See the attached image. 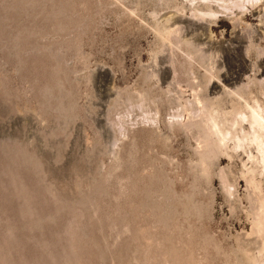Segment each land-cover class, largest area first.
Segmentation results:
<instances>
[{
	"label": "rangeland",
	"instance_id": "obj_1",
	"mask_svg": "<svg viewBox=\"0 0 264 264\" xmlns=\"http://www.w3.org/2000/svg\"><path fill=\"white\" fill-rule=\"evenodd\" d=\"M263 66L264 0H0V264L263 261L259 153L202 149L190 113L251 130Z\"/></svg>",
	"mask_w": 264,
	"mask_h": 264
},
{
	"label": "bare ground",
	"instance_id": "obj_2",
	"mask_svg": "<svg viewBox=\"0 0 264 264\" xmlns=\"http://www.w3.org/2000/svg\"><path fill=\"white\" fill-rule=\"evenodd\" d=\"M192 1H195V0H192ZM218 1V0H217ZM200 12V11H199ZM202 14L201 15H205L206 13H207V15L209 14V15H214L216 12L212 9V8H208V11L206 12H201ZM203 13H205V14H203ZM218 13V12H217ZM216 13V14H217ZM215 14V15H216ZM179 21V20H178ZM166 31H165V35H166V37H167V35H168V37H170V34H171V32L173 31L174 32V30H171V29H165ZM162 33H163V31H162ZM164 34V33H163ZM178 36V35H177ZM176 36V37H177ZM165 38V37H164ZM167 40V39H166ZM165 40V41H166ZM166 43V42H165ZM164 43V44H165ZM170 42H169V40H168V43H166L165 45H167L168 44V47H169V45L171 44H169ZM238 44V43H237ZM180 45V44H179ZM239 45V44H238ZM242 46V45H241ZM240 46V47H241ZM236 47V46H235ZM171 48V47H170ZM241 48H243V47H241ZM241 51V50H240ZM172 56V55H171ZM241 56V55H240ZM245 59V58H244ZM230 63V62H229ZM233 63V62H232ZM245 63H246V60H245ZM248 63V62H247ZM242 64V63H241ZM260 64V63H259ZM237 65V64H236ZM244 66H245V64H243ZM240 66H242V65H240ZM245 67H247V66H245ZM259 67V66H258ZM260 67H262L261 65H260ZM264 67V66H263ZM166 69V68H165ZM236 69V68H235ZM261 68H259V70H260ZM234 70V69H233ZM238 70H239V68H238ZM258 70V71H259ZM245 71V70H244ZM247 71V70H246ZM264 71V70H263ZM167 72H169L168 71V69H167ZM166 71H165V73H167ZM241 72H242V70L240 71H237V72H235V74H233V75H231L230 77H229V74H227L228 76H225L224 78H226V81L228 82V83H233L232 81L235 79H237V81L239 80V78L238 77H240L241 76ZM232 73V72H231ZM223 78V79H224ZM225 80V79H224ZM229 81H231V82H229ZM226 82V83H227ZM224 83H225V81H224ZM236 84H238V83H236ZM214 85V84H213ZM228 85H230V84H228ZM233 86H235V82H234V84H233ZM216 88V87H215ZM229 88V87H228ZM216 90V89H215ZM217 90H220V89H218V87H217ZM217 90H216V92H217ZM237 90V89H236ZM213 91H214V88H213ZM230 91L231 92H235V93H237V91H235L234 89H230ZM199 93V91L197 90L196 91V93ZM216 92H214V93H216ZM239 92V91H238ZM196 93H194V95H196ZM197 93V95L195 96L196 98L193 100H188V101H190V103H195V105L193 104V106H194V108L191 106V108H193L192 110L190 109V113L192 114L191 116L193 117V116H195L196 117V114L195 115H193L195 112L197 113V114H199L200 112V116H201V120H200V118L199 119H195V118H193L194 120H195V122H193L194 120L192 119V123L191 124H195V123H200L202 126H204V129H205V131H206V135H205V137L204 138H201V140H200V142L199 143H201L202 145V149H204V150H209L210 148H212V147H216V148H219L220 147V145L222 144V145H227L228 144V141L229 140H233L234 142V147L235 148H237L238 149V147H243V148H245L246 146L247 147H249V146H251V145H255V148H256V150H257V152L259 153V156L258 155H253L252 153L250 154L249 153V158L250 159H252L253 161H255V162H257L258 164H260V167H259V169H261V171L262 172H264V106L262 105V104H260L259 102H257L256 101V103L253 105V104H249V103H246V105H244V106H246L248 109H249V112L248 113H246V112H244V111H239V110H237V111H234V119H233V125L234 124H236V123H238V124H240L241 125V123L243 122V121H248V123H249V125H250V128H251V130H244L243 128V131L241 132L242 134H236V133H232V130H230V129H227V130H224V128H222L221 126H220V124H219V122L217 121V119H216V117L212 114V112L210 111V103H209V101H208V98H206L205 96H202L201 94H198ZM201 93H203V92H201ZM218 93V92H217ZM216 93V94H217ZM241 93V92H240ZM239 93V94H240ZM206 94V93H205ZM204 95V94H203ZM243 95V94H242ZM241 95V96H242ZM243 98V97H242ZM194 101V102H193ZM190 103L188 102V104L190 105ZM245 104V103H244ZM181 106L183 105V104H180ZM184 106H186V105H184ZM245 107V108H246ZM246 108V109H247ZM247 109V110H248ZM182 111H183V108H182ZM184 113V112H183ZM189 113V114H190ZM179 114L180 113H177V116L176 117H178L179 116ZM198 116V115H197ZM180 117V116H179ZM182 117H183V115H182ZM197 118V117H196ZM238 118H240V120L238 119ZM189 119V118H188ZM152 120V119H151ZM190 120V119H189ZM197 120H199V122L197 121ZM197 121V122H196ZM181 122H182V120H181ZM198 125V124H197ZM201 133H202V130H201ZM204 134V133H203ZM231 134V135H230ZM201 137V136H200ZM200 146V145H199ZM201 146H200V148H201ZM229 148V147H228ZM215 149V148H214ZM233 149V148H232ZM218 150V149H217ZM217 150H215V151H217ZM244 150V149H243ZM250 150V149H249ZM202 151V150H201ZM210 151H213V150H210ZM251 151V150H250ZM203 152V151H202ZM213 153V152H212ZM246 153V152H245ZM202 154V153H201ZM200 154V155H201ZM204 154V153H203ZM215 153H213V155H214ZM205 156H206V154H204ZM204 155H201L203 158H205L204 157ZM207 156H209V155H207ZM207 156H206V159H205V161L208 159L207 158ZM202 158V159H203ZM210 159V158H209ZM204 164V163H203ZM208 164V163H207ZM244 166H245V164H244ZM209 167H207V169H208ZM206 169V168H205ZM249 169V168H248ZM255 170H256V167H255V169L254 168H251L250 167V169L248 170V171H246V175H248L247 176V182H248V187L250 186L251 188H248L251 192H254L255 191V189L258 187H260L261 189H258L259 190V192L263 189L262 188V186H260V183L258 184V181L256 182V180H255ZM207 171V170H206ZM258 172V171H257ZM260 172V171H259ZM261 172V173H262ZM260 173V174H261ZM255 174V175H254ZM244 180H245V178H244ZM259 186H258V185ZM253 188H255V189H253ZM258 190H256V191H258ZM256 191L254 192L255 194H256ZM251 192H249V194H252ZM261 192H263V191H261ZM258 195V192H257V194H256V196L255 197H258L257 196ZM260 195H261V193H260ZM262 195H264V194H262ZM250 196V195H249ZM252 197H254V196H252ZM262 197H264V196H262ZM261 197V199H263ZM253 199V198H252ZM252 199H250V201L252 202ZM255 199L256 198H254L253 200V204L251 203V206L252 205H256L257 206V203H258V205L261 207V208H259L258 206L256 207L255 205V207L256 208H258L259 210H257L258 212H256L255 210H256V208L253 206V210L256 212V216H255V223H254V225L252 224V228H251V234H255L257 237H259V239H261L260 237H263L264 238V221L262 220L263 219V217H264V211H263V213H262V211H261V209H262V205H263V203H261V201L259 200L260 199V196H259V199L257 198L256 199V202H257V200H258V202L256 203L255 202ZM259 201H260V204H259ZM264 206V205H263ZM264 209V208H263ZM254 212V213H255ZM263 214V215H262ZM252 218H253V215H252ZM250 234V233H249ZM247 235V234H246ZM256 236H255V238H256ZM248 237H250V235L248 236ZM248 237H246V238H248ZM252 238H253V236H251ZM250 237V238H251ZM244 239H245V237H243ZM243 238H241L242 240H243ZM241 240V241H242ZM251 240V239H250ZM257 241H258V238L256 239ZM254 241V243L256 242L257 243V245H255L253 242V244L255 245V247L257 248V250H259L258 252H261V254H263L264 253V251H263V244H264V239H263V241L261 242L260 240V242L258 241ZM240 241V242H241ZM246 241H247V239H246ZM240 242H239V244H240ZM241 247H242V249L241 250H244V251H247V252H249L250 251V254H249V256H250V258L254 261V263L255 264H264V259H263V261H261V262H258V260H257V258H256V256H257V254H255V252H251L252 250H253V245H252V247H251V241H249V239H248V242H241ZM239 245V246H240ZM256 248H255V250H256ZM238 249V248H237ZM263 251V252H262ZM252 253V254H251ZM254 254L256 255V256H254ZM260 255V254H259ZM258 255V256H259ZM248 258V259H247ZM246 259L249 261L250 259H249V257H247ZM260 259H261V257H260Z\"/></svg>",
	"mask_w": 264,
	"mask_h": 264
}]
</instances>
